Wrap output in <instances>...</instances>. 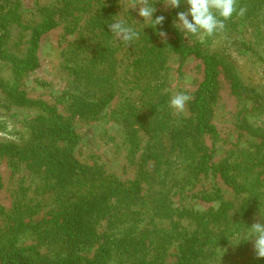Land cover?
Wrapping results in <instances>:
<instances>
[{
    "label": "rangeland",
    "instance_id": "1",
    "mask_svg": "<svg viewBox=\"0 0 264 264\" xmlns=\"http://www.w3.org/2000/svg\"><path fill=\"white\" fill-rule=\"evenodd\" d=\"M17 1L20 10L12 15L16 1L0 0V35L6 36L0 40V230L11 231L19 219L33 227L60 210L57 198L64 189L30 147L37 142L38 127L69 123L80 142L56 146L86 176L82 186L61 200L86 197L93 191L92 186L90 191L83 188L86 183H115L107 201L94 207L103 214L94 224L97 238L81 252L85 257L93 258L105 237L114 235L115 242L131 225L143 228L149 222L155 244L172 235L164 264H178L182 235L200 232L204 221L220 237L216 258H205L209 264L263 260L257 259L253 242L241 237L240 243H231L234 233L257 222L264 225V0H238L245 15H233L223 33L203 42L188 41L182 33L187 45L219 57L216 100L205 122L194 110L205 80V59L171 49L169 28L186 4L165 9L158 2L153 18L163 15L165 21L155 29L134 23L143 18L138 8L125 12L127 0ZM123 13L140 32L131 46L118 41L108 27L112 17ZM41 27L38 67L15 80L13 59H26L34 31ZM159 31L167 37L161 38ZM234 82L241 85L237 91ZM12 85L30 103L16 101L9 94ZM178 92L192 97L183 113L169 107ZM200 122L215 132L199 130ZM202 159L208 169L194 171ZM222 171L232 183L225 182ZM132 189L138 190L135 208L126 204ZM220 211L227 215L222 222L214 219ZM17 246L47 252L32 228ZM115 249L111 264L121 256L118 245ZM147 252L149 261L158 258L154 244Z\"/></svg>",
    "mask_w": 264,
    "mask_h": 264
},
{
    "label": "trees",
    "instance_id": "2",
    "mask_svg": "<svg viewBox=\"0 0 264 264\" xmlns=\"http://www.w3.org/2000/svg\"><path fill=\"white\" fill-rule=\"evenodd\" d=\"M15 1L13 10H11L12 15H15L20 10V2ZM41 28H37L34 31L32 45L27 51L26 59H13L11 73L15 80H19L24 73L35 70L38 67V42L45 29L44 27ZM169 30L174 36V41L171 45L174 53L184 57L197 54L205 59V80L200 86L194 103L195 112L201 121L205 122L209 105L216 100L215 89L219 74L217 59L219 57L217 55H203L204 53H202L199 45L189 46L185 43L182 33L174 27H170ZM5 38V34L3 37L0 35L2 43L3 40L5 41ZM233 88L235 91L240 89V83L234 82ZM9 94L18 102L24 104L26 102L30 103L25 99L24 94L17 91V85L9 86ZM202 122L197 125L199 130L210 133L215 132L214 128H206ZM37 130L38 135H36L35 139L37 142L30 147L31 153L46 165L49 173L53 172L55 174L57 180L54 182L63 187L64 194L57 198L60 210L54 213L49 221L36 224L33 227L25 225L22 219H19L15 220L13 227L10 229L11 231L3 232L0 230V264H111L110 262L114 260L113 254L117 250L115 249L117 245L121 256L118 258L119 263L116 260V264H164L166 258L165 252L167 251V246H169L168 244H171L172 235L166 234L163 237V241L158 243L160 245L155 244L156 238L150 239L152 231H149V228H147L150 225L149 222L143 228L138 227L139 223L133 227L131 225L120 239L115 240L116 243L112 240L114 235L105 237V241L99 244L93 258H87L81 254L83 249L85 250V247L97 238L94 232V224L98 220V215L101 216L103 212L100 211V208L94 207L107 201V198L114 189L115 183H96L95 185L86 183L83 187L86 191H90V186L93 188V191L86 197L81 195V200L70 199L66 201L65 198L61 200L66 193H70L83 185L81 178L85 175L86 170L76 162L70 161V155H65V150H61L56 144L58 142H65L69 145H76L80 142L81 137L69 123L40 126ZM14 149L13 147L10 151L6 152L12 153ZM205 162L206 160L202 159L195 166L194 171L204 173L208 169ZM222 174H224L223 178L227 184L232 183L226 171H222ZM137 193L138 190L135 191L134 189L129 192L130 197L128 200L131 202L126 203L129 208L138 206L136 202V198H138ZM73 197L75 198V195ZM91 209H96L99 213L94 215L95 211H90ZM105 210H108V208ZM1 213L2 208L0 207V215ZM146 215L147 213H145V217ZM148 219L144 218V221L146 222ZM214 219L222 222L227 219V215L225 211H220L214 215ZM201 227L202 229L200 228V232L198 233L182 235L181 254L179 255L180 260L178 264H209L211 259L216 258L214 257L215 249L218 247L217 244L219 245L220 237L214 234V230L208 229L206 222L202 221ZM30 228L37 235L41 244L47 246L45 254H41L37 247L24 249L17 246L21 236L30 230ZM119 243H124L125 245L121 246ZM153 244L158 250V258L155 261H149V252L147 251ZM128 245H130V249L129 247L126 248ZM206 256H209L210 260L207 259L205 261ZM222 260L223 258L218 263H221ZM258 264H264V259Z\"/></svg>",
    "mask_w": 264,
    "mask_h": 264
},
{
    "label": "clouds",
    "instance_id": "3",
    "mask_svg": "<svg viewBox=\"0 0 264 264\" xmlns=\"http://www.w3.org/2000/svg\"><path fill=\"white\" fill-rule=\"evenodd\" d=\"M163 4L165 9H179L182 4H186L187 10L178 11L176 20L173 22L174 28L183 33L188 41L198 40L203 42L207 37H214L218 33H223L226 29V21L230 20L233 15L243 17L247 11L245 7H238V0H127L125 12L129 9H139L138 16L143 18V23L135 24H151L162 26L165 17L163 15L154 17L157 12L155 5ZM191 17V20H189ZM113 22L108 24L110 33L125 45L131 46L132 42L140 37V32L133 26L129 25L123 15L112 17ZM178 21V22H177ZM161 38H166L167 33L159 31ZM192 100V97L183 92L174 94L169 101V107L176 113H183L186 105ZM262 216L264 214L261 213ZM241 237L247 241L253 242L254 251L257 259H264V225L257 222L249 228H245L243 232L233 234L232 240L236 245L242 241Z\"/></svg>",
    "mask_w": 264,
    "mask_h": 264
}]
</instances>
